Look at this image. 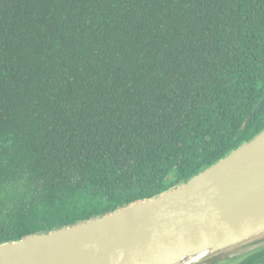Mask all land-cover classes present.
<instances>
[{"label": "trees", "instance_id": "obj_1", "mask_svg": "<svg viewBox=\"0 0 264 264\" xmlns=\"http://www.w3.org/2000/svg\"><path fill=\"white\" fill-rule=\"evenodd\" d=\"M263 128L264 0H0V244L166 192Z\"/></svg>", "mask_w": 264, "mask_h": 264}, {"label": "water", "instance_id": "obj_2", "mask_svg": "<svg viewBox=\"0 0 264 264\" xmlns=\"http://www.w3.org/2000/svg\"><path fill=\"white\" fill-rule=\"evenodd\" d=\"M264 248V128L185 182L0 244V264H218Z\"/></svg>", "mask_w": 264, "mask_h": 264}, {"label": "rangeland", "instance_id": "obj_3", "mask_svg": "<svg viewBox=\"0 0 264 264\" xmlns=\"http://www.w3.org/2000/svg\"><path fill=\"white\" fill-rule=\"evenodd\" d=\"M1 157H3V151L0 149V160H1ZM244 257H246V255L241 256V257H237V258L226 259V260H224L218 264H237V263H239V261L243 260Z\"/></svg>", "mask_w": 264, "mask_h": 264}]
</instances>
